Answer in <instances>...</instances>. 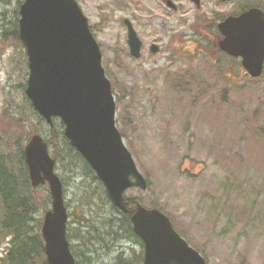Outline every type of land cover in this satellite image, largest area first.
<instances>
[{
  "label": "rangeland",
  "instance_id": "rangeland-1",
  "mask_svg": "<svg viewBox=\"0 0 264 264\" xmlns=\"http://www.w3.org/2000/svg\"><path fill=\"white\" fill-rule=\"evenodd\" d=\"M166 1L76 0L100 48L116 127L147 181L145 190L133 188L125 195L164 211L206 264H264V72L259 79L248 78L215 46L219 18L249 2L264 7V0H168L174 9ZM18 6L17 0H0V30L17 25ZM123 19L141 42L137 59L129 55ZM152 45L158 47L154 54ZM0 49V129L18 126L21 133L32 128L47 139L46 125L33 115L23 93L22 45L8 41ZM59 149L62 155L70 153L62 142ZM76 167L63 160L55 168L69 219L84 211ZM47 195L46 185L33 193L41 207ZM112 214L102 205L98 217ZM68 226L76 252L82 244L74 237L75 225ZM124 226L125 238L103 236L111 250L101 246L86 254L99 264L113 263L117 253L123 258L139 254V241ZM6 240H0V258Z\"/></svg>",
  "mask_w": 264,
  "mask_h": 264
},
{
  "label": "water",
  "instance_id": "water-1",
  "mask_svg": "<svg viewBox=\"0 0 264 264\" xmlns=\"http://www.w3.org/2000/svg\"><path fill=\"white\" fill-rule=\"evenodd\" d=\"M196 4L198 0H193ZM231 1V0H222ZM18 40L24 47L27 79L24 94L33 110L51 125L63 124V136L89 165L110 203L125 213L124 192L144 190L146 181L125 147L115 122L110 82L101 66V53L87 19L75 0H23L18 7ZM127 45L138 58L141 42L124 20ZM217 47L252 78L264 62V13L251 7L217 24ZM150 50L155 52L156 46ZM31 187L48 186L50 209L42 217L41 236L47 264H74L66 239L67 210L55 160L40 134L30 136L23 148ZM133 233L143 246L142 264H205L156 208L137 203L130 215Z\"/></svg>",
  "mask_w": 264,
  "mask_h": 264
},
{
  "label": "trees",
  "instance_id": "trees-1",
  "mask_svg": "<svg viewBox=\"0 0 264 264\" xmlns=\"http://www.w3.org/2000/svg\"><path fill=\"white\" fill-rule=\"evenodd\" d=\"M1 1L7 2V0ZM19 3L20 0H17V4ZM246 6H243L239 10ZM14 14H17V10H14ZM8 41L20 44L17 38L16 24H12V27L10 26L9 28H6L4 25L1 27L0 44L6 45ZM1 52L2 50L0 49V54ZM33 115L39 118L35 112ZM10 118L15 121L20 120V118L14 116H10ZM62 129V123L57 119H53L51 127L46 126L47 139L45 140L56 163H60V167L63 166V160H68L69 165L73 163V166H79L76 169H80L79 175L82 178L80 180V188L82 192L78 202L81 208L84 209V211H79L78 216L68 220L66 236L68 241L72 238V235L70 236L69 234L70 227L68 224L75 225L78 233L74 237L79 239V242L82 244V249L76 252L74 251L75 245L73 242L70 244L75 264H82L80 260L83 261V264H99L97 260H94L92 256L86 253L88 251L91 254L95 253L97 248L101 246L111 250L110 245L105 240L103 242V236L108 234L109 236L113 235L112 239L115 240L125 238L122 233L127 234L128 232L126 230L120 231L123 229V225H125L124 229L129 231L131 237H135L129 224V215L135 202L141 203V198L139 196L128 197L126 199L127 214L118 212L109 203L102 184L98 181L89 166L68 145L63 137ZM19 130L20 127L18 126L13 130L10 128L0 129V240L3 241L7 238L3 250L4 254L0 258V264H47L40 234L41 217L35 215L47 208L46 201L49 202V198L47 195L42 199V207L35 201L33 196L35 189L30 187L23 159V146L29 136L34 133V129L29 128L25 132L22 130L21 133L18 132ZM21 138H24L22 143L20 142ZM61 142L71 155H69L70 153L60 154L61 149H59V145ZM65 167L68 168L69 166L66 164ZM91 184H94V186L91 192H88L87 188ZM97 199H100V202ZM102 205H108L111 210H114L115 214L107 216L104 219H99L98 214ZM147 206L156 207L152 204H147ZM97 209L99 210L98 212H96ZM97 218L99 219V223L95 222ZM112 223H115L116 227L118 225L117 231L113 229ZM139 244L141 245L140 242ZM76 254H79V256H75ZM141 260L142 251L139 254L129 255L126 258H123L121 253H117L113 256V263L111 262V264H141Z\"/></svg>",
  "mask_w": 264,
  "mask_h": 264
},
{
  "label": "flooded vegetation",
  "instance_id": "flooded-vegetation-1",
  "mask_svg": "<svg viewBox=\"0 0 264 264\" xmlns=\"http://www.w3.org/2000/svg\"><path fill=\"white\" fill-rule=\"evenodd\" d=\"M166 4H167V2H166ZM167 5H168V4H167ZM259 5H260V4H259ZM259 5H258V6H259ZM262 5H264V4H262ZM261 8H262V10L264 11V7H261Z\"/></svg>",
  "mask_w": 264,
  "mask_h": 264
}]
</instances>
